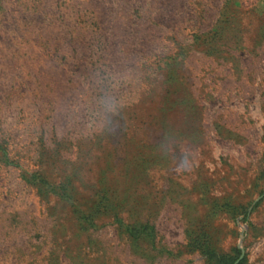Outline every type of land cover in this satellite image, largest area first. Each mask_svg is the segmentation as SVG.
<instances>
[{
    "label": "rangeland",
    "instance_id": "374dc122",
    "mask_svg": "<svg viewBox=\"0 0 264 264\" xmlns=\"http://www.w3.org/2000/svg\"><path fill=\"white\" fill-rule=\"evenodd\" d=\"M0 264H264V0H0Z\"/></svg>",
    "mask_w": 264,
    "mask_h": 264
}]
</instances>
